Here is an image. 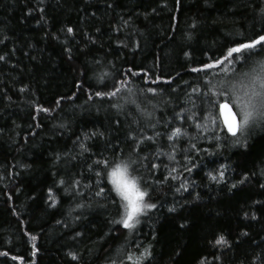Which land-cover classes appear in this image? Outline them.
Segmentation results:
<instances>
[{"label": "trees", "instance_id": "obj_1", "mask_svg": "<svg viewBox=\"0 0 264 264\" xmlns=\"http://www.w3.org/2000/svg\"><path fill=\"white\" fill-rule=\"evenodd\" d=\"M262 3L0 0V264H108L145 249L142 264H264V131L235 143L204 95L220 69L192 71L236 33L259 34ZM103 73L109 87H93ZM121 80L116 96L93 94ZM93 131L103 136L85 139ZM129 155L157 205L134 237L85 187L93 161Z\"/></svg>", "mask_w": 264, "mask_h": 264}, {"label": "snow or ice", "instance_id": "obj_2", "mask_svg": "<svg viewBox=\"0 0 264 264\" xmlns=\"http://www.w3.org/2000/svg\"><path fill=\"white\" fill-rule=\"evenodd\" d=\"M258 13L261 22H264V3L258 9ZM67 31L72 33L73 29L68 28ZM235 35L240 36L241 40H232L230 42L231 46H228L219 58L213 59L211 63H202L199 68H193L192 71L203 72L204 76L207 77L208 73L205 70L220 69V72L214 76L217 83L212 85V81L208 80L204 85L208 88V92L204 93L207 102L211 108L218 110L217 113L210 114L209 118L217 127L222 124L227 135L239 144L242 138L246 141L257 130L264 131V55H261V53H264V27L261 28L259 34H254V38H245L242 33H236ZM188 55L189 53H185V56ZM3 59L4 57L0 56V60ZM241 65L247 67V71H238V67ZM129 72L133 76L137 75L132 69H129ZM109 76L110 73H103L97 78L93 87L108 88L107 80ZM234 78L247 81L246 89L243 91L238 89ZM157 79L160 78L157 77ZM118 83L119 87L114 82L111 85L112 90L96 91L93 94L97 97H114L125 86L126 82L121 80ZM213 88L215 89L214 92ZM147 91L155 93L156 89L149 88ZM197 91H200V89H193V92ZM214 96L218 99H213ZM113 107H117V105H113ZM45 111H48V109H45ZM181 132V128L174 129L169 139L172 136H180ZM97 136H103V132L93 131L90 135L86 134L85 139ZM145 139L150 140L152 138L147 137ZM79 147L83 152L91 150V146L86 147L83 142L79 143ZM139 167V161L132 159L131 155L123 159L103 157L93 161L89 168V171L94 172L95 184H92L91 178H89V185H85V187H89L90 191L95 188L94 196L105 201V204L101 207L105 210L109 206L115 209V215L109 220V223L116 224L120 230L128 231L133 237L138 230L137 225L141 223V217L149 210L157 207L155 203L148 202L151 193L146 186L145 177L139 174ZM151 167L156 168L157 165L153 164ZM221 167L224 166L221 165ZM96 169L99 170L96 171ZM185 171H191V169L186 168ZM223 175L224 173L220 172V176L223 177ZM212 178L215 179V177ZM105 180L107 183H104ZM59 183L63 185L66 181L62 179ZM79 184V179L72 180V185ZM183 187L182 184L181 188ZM261 187H264V185ZM48 191L52 193L53 190L49 188ZM66 191H73L71 185ZM73 195L78 196L79 192L73 191ZM50 199H52L51 196ZM55 203L56 201L53 199L52 204L55 205ZM82 206L80 204L76 205L77 208ZM174 210L170 209V211ZM76 235L80 236L81 233L78 232ZM244 235H247V233H244ZM227 244V240L222 235L215 241V245L226 247ZM0 255H5V253H0ZM69 255L72 256L73 260L78 259L74 253H69ZM149 255L147 249L139 256L127 251L122 257L117 254L116 257L108 261V264H125L126 261L129 264H142V261L146 260Z\"/></svg>", "mask_w": 264, "mask_h": 264}, {"label": "water", "instance_id": "obj_3", "mask_svg": "<svg viewBox=\"0 0 264 264\" xmlns=\"http://www.w3.org/2000/svg\"><path fill=\"white\" fill-rule=\"evenodd\" d=\"M224 127V126H223ZM225 129V128H224Z\"/></svg>", "mask_w": 264, "mask_h": 264}]
</instances>
